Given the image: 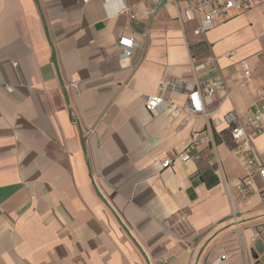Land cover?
Segmentation results:
<instances>
[{
    "label": "crops",
    "instance_id": "0c3cea01",
    "mask_svg": "<svg viewBox=\"0 0 264 264\" xmlns=\"http://www.w3.org/2000/svg\"><path fill=\"white\" fill-rule=\"evenodd\" d=\"M184 8L0 0V264H264L263 184L224 121L264 89V0L205 35Z\"/></svg>",
    "mask_w": 264,
    "mask_h": 264
},
{
    "label": "built area",
    "instance_id": "2783aa9c",
    "mask_svg": "<svg viewBox=\"0 0 264 264\" xmlns=\"http://www.w3.org/2000/svg\"><path fill=\"white\" fill-rule=\"evenodd\" d=\"M176 3L184 2L183 11L184 20L196 22L194 33L196 35H205L211 30L218 21L231 19L247 10H250L261 3L262 0H174ZM132 17H134L132 15ZM181 18V16H180ZM138 44L134 36H120L118 45L121 50V57H129L135 46ZM246 75H250V70L246 68ZM224 85L220 81L214 82L209 86L205 95L200 89H194L189 95V108L195 113H206L203 100H209L216 91L224 90ZM164 104L163 97L159 95L148 96L146 99V108L152 112L159 110ZM224 121L231 127V134L238 148L244 155V166L248 172L256 165V171L259 174L264 191V162L254 153L250 145L251 138L264 133V89L258 92V101L253 104L245 118H241L234 112H228L224 116ZM197 134L194 138H197ZM190 154L183 152L176 159L188 160ZM174 160L166 158L163 160L164 167L171 166ZM184 216L180 218L184 221ZM227 258L226 254H219L210 264H221Z\"/></svg>",
    "mask_w": 264,
    "mask_h": 264
}]
</instances>
